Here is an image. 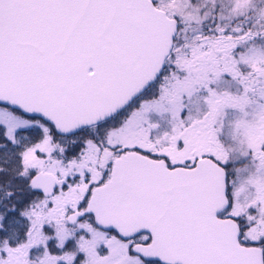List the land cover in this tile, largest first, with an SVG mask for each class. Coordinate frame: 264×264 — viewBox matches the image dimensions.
<instances>
[{
    "label": "snow or ice",
    "instance_id": "snow-or-ice-1",
    "mask_svg": "<svg viewBox=\"0 0 264 264\" xmlns=\"http://www.w3.org/2000/svg\"><path fill=\"white\" fill-rule=\"evenodd\" d=\"M0 264H264V0H0Z\"/></svg>",
    "mask_w": 264,
    "mask_h": 264
}]
</instances>
